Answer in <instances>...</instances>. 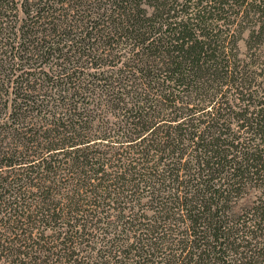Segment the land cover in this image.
Instances as JSON below:
<instances>
[{
    "label": "trees",
    "instance_id": "1",
    "mask_svg": "<svg viewBox=\"0 0 264 264\" xmlns=\"http://www.w3.org/2000/svg\"><path fill=\"white\" fill-rule=\"evenodd\" d=\"M0 264H264V0H0Z\"/></svg>",
    "mask_w": 264,
    "mask_h": 264
},
{
    "label": "rangeland",
    "instance_id": "2",
    "mask_svg": "<svg viewBox=\"0 0 264 264\" xmlns=\"http://www.w3.org/2000/svg\"><path fill=\"white\" fill-rule=\"evenodd\" d=\"M244 45H245L244 42L241 43V47H242L243 51H245V46Z\"/></svg>",
    "mask_w": 264,
    "mask_h": 264
}]
</instances>
